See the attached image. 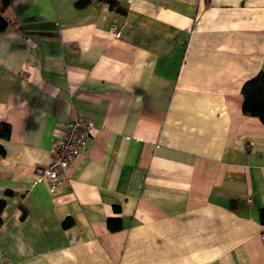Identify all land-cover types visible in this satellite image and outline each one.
<instances>
[{"label": "crops", "instance_id": "crops-1", "mask_svg": "<svg viewBox=\"0 0 264 264\" xmlns=\"http://www.w3.org/2000/svg\"><path fill=\"white\" fill-rule=\"evenodd\" d=\"M4 16L0 264H264V123L240 93L264 71V0H14ZM76 118L88 145L52 195L36 170Z\"/></svg>", "mask_w": 264, "mask_h": 264}, {"label": "built area", "instance_id": "built-area-1", "mask_svg": "<svg viewBox=\"0 0 264 264\" xmlns=\"http://www.w3.org/2000/svg\"><path fill=\"white\" fill-rule=\"evenodd\" d=\"M27 79V78H26ZM92 124L84 119L76 118L64 124V133L52 144V159L47 167L36 170L39 179L44 180L54 195L60 184L68 182L70 166L78 159L88 145ZM247 204L252 203L250 196H246ZM264 239V235H262Z\"/></svg>", "mask_w": 264, "mask_h": 264}, {"label": "trees", "instance_id": "trees-1", "mask_svg": "<svg viewBox=\"0 0 264 264\" xmlns=\"http://www.w3.org/2000/svg\"><path fill=\"white\" fill-rule=\"evenodd\" d=\"M14 0H0V33L6 30L8 22L4 16L7 8ZM108 3L110 7L116 6V0H100ZM243 103L242 113L245 116L256 117L264 123V71H260L255 77L246 81L240 91ZM9 127L7 124H0V138L7 139ZM3 151L0 150V154ZM5 208L4 200L0 199V226L3 223L2 212ZM23 216V215H22ZM260 219L264 222V211L260 212Z\"/></svg>", "mask_w": 264, "mask_h": 264}]
</instances>
